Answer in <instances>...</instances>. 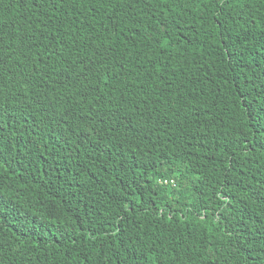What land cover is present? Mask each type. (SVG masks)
Masks as SVG:
<instances>
[{
    "label": "trees",
    "instance_id": "obj_1",
    "mask_svg": "<svg viewBox=\"0 0 264 264\" xmlns=\"http://www.w3.org/2000/svg\"><path fill=\"white\" fill-rule=\"evenodd\" d=\"M0 21V264H264V0Z\"/></svg>",
    "mask_w": 264,
    "mask_h": 264
},
{
    "label": "snow or ice",
    "instance_id": "obj_2",
    "mask_svg": "<svg viewBox=\"0 0 264 264\" xmlns=\"http://www.w3.org/2000/svg\"><path fill=\"white\" fill-rule=\"evenodd\" d=\"M121 3H123V0H120ZM200 3L205 4H212L213 0H199ZM217 2L221 5V7L227 6L228 8H239L242 11L244 10L245 6L251 3V0H217ZM257 23H259L257 21ZM3 21H0V27H2ZM260 31L264 33V28H261ZM4 47V42L2 39H0V50H2ZM4 62V57L0 55V65H2ZM2 87L0 86V92H2ZM3 246V241H0V247Z\"/></svg>",
    "mask_w": 264,
    "mask_h": 264
}]
</instances>
